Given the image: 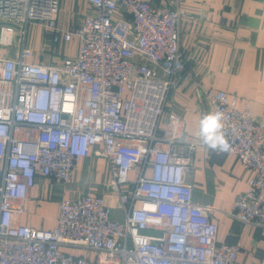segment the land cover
Listing matches in <instances>:
<instances>
[{
    "label": "built area",
    "instance_id": "2783aa9c",
    "mask_svg": "<svg viewBox=\"0 0 264 264\" xmlns=\"http://www.w3.org/2000/svg\"><path fill=\"white\" fill-rule=\"evenodd\" d=\"M87 1L90 15L65 28L61 0H0V48L19 40L17 51L0 53V264H239L241 247L218 240L210 207L185 181L203 141L185 137L182 117L164 118L171 91L192 78L180 48L181 0ZM31 26L50 51L28 45ZM64 44L77 54L59 53ZM164 63L167 79L153 66ZM204 95L230 145L210 153H233L254 172L232 215L264 227V121L248 100L214 88ZM98 149L110 165L108 194L62 197L52 229L19 224L39 177L68 190Z\"/></svg>",
    "mask_w": 264,
    "mask_h": 264
},
{
    "label": "crops",
    "instance_id": "0c3cea01",
    "mask_svg": "<svg viewBox=\"0 0 264 264\" xmlns=\"http://www.w3.org/2000/svg\"><path fill=\"white\" fill-rule=\"evenodd\" d=\"M150 1L156 5L174 2ZM180 7L185 13L180 48L186 72L192 78L179 80L178 88L171 91L165 120L170 115L182 117L185 137L202 141L199 121L212 113L204 91L214 88L250 101L254 116L264 121V0H181ZM90 13L87 0H61L59 24L71 28ZM115 22L121 26L118 18ZM37 28V36L28 39V45L38 55L43 48L50 51L51 44L44 31ZM127 44H136V38L130 36ZM76 50V44H64L58 51L74 56ZM153 66L158 77H169L168 63ZM102 152V149L91 151L78 165L68 190L61 183L39 177L30 192L28 212L19 217V224L52 229L58 221L62 197L77 199L88 193L108 194L106 185L112 177ZM194 166L195 173L186 176L185 181L193 186L195 202L210 207V217L219 226L218 240L241 247L239 264H259L264 256V227L245 225L232 215L237 196L247 191L254 172L245 168L235 154H211L206 145L195 152ZM136 174L133 173V178ZM69 251L91 260L95 257V253L86 249Z\"/></svg>",
    "mask_w": 264,
    "mask_h": 264
},
{
    "label": "clouds",
    "instance_id": "9594fccd",
    "mask_svg": "<svg viewBox=\"0 0 264 264\" xmlns=\"http://www.w3.org/2000/svg\"><path fill=\"white\" fill-rule=\"evenodd\" d=\"M223 128V116L220 112L206 114L200 119L199 136L209 150L216 152L230 148Z\"/></svg>",
    "mask_w": 264,
    "mask_h": 264
},
{
    "label": "rangeland",
    "instance_id": "374dc122",
    "mask_svg": "<svg viewBox=\"0 0 264 264\" xmlns=\"http://www.w3.org/2000/svg\"><path fill=\"white\" fill-rule=\"evenodd\" d=\"M38 30V28L36 27V26H31L30 27V31H29V37H28V39H32L33 38V36H34V34H35V36H37V33L35 32V31H37ZM41 31V30H40ZM42 33V32H41ZM18 48H19V40L17 39L16 41H15V43H14V45L12 46V47H9V49H7V48H4V49H2V48H0V53L1 54H5V53H10V52H14V51H17L18 50ZM7 49V50H6ZM36 52H38V51H36ZM61 54H64V51L61 53ZM116 197V196H115ZM117 205H119V203H118V200H117V197H116V200L114 201ZM113 202V203H114Z\"/></svg>",
    "mask_w": 264,
    "mask_h": 264
}]
</instances>
